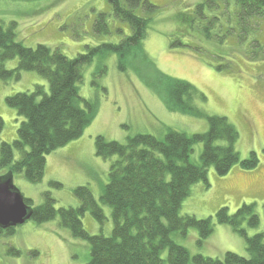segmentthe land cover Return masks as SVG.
<instances>
[{
    "label": "rangeland",
    "instance_id": "rangeland-1",
    "mask_svg": "<svg viewBox=\"0 0 264 264\" xmlns=\"http://www.w3.org/2000/svg\"><path fill=\"white\" fill-rule=\"evenodd\" d=\"M149 1L157 8L142 38V47L154 67L164 75L187 80L203 93L205 100L195 98L193 104L208 115L225 116L238 132L235 150L240 158L254 152L258 159L254 168L244 169L236 163L224 175H218L210 166L209 186L201 180L193 183L180 214L211 216V234L199 246L195 228L188 229L185 236L175 231L171 237L190 255L201 253L222 259L225 253L233 252L247 256L244 237L230 225L218 224L214 213L226 206L231 214L243 203H254L259 223L255 227L245 225L246 233H264V7L246 9L236 0ZM202 2L201 14H197L196 5ZM109 8L106 0H0V25L6 27L14 21L15 38L23 45L45 44L72 58L84 52L85 45L117 43L121 34L114 30L115 24L129 33L128 25L115 21ZM98 12L110 14V34L91 31ZM143 61L135 60L132 67L122 71L117 68L115 53L102 52L82 66L79 94L97 101L94 119L79 138L46 155L40 181L30 182L22 172L13 173V184L33 206L41 204L43 192L49 191L56 208L77 207L79 199L73 189L86 185L106 218L99 223L85 211L81 217L83 227L91 234L109 236L113 228L111 207L100 196L115 156L103 158L95 153L96 135L125 143L128 136L137 133H151L162 139L168 128L186 134L207 130L205 117L166 108L147 85L155 74ZM17 63L18 57L11 58L4 67L11 69ZM35 85L49 90L47 80L35 71H22L18 79L0 78V144L16 139L23 120L5 98L18 92L30 93ZM201 151L202 143H195L190 162L199 164ZM14 157H19L18 151ZM10 246L20 253H10ZM166 255L163 250V258ZM89 257V242L61 226L57 216L47 222L29 218L12 234L0 236V264H83Z\"/></svg>",
    "mask_w": 264,
    "mask_h": 264
},
{
    "label": "trees",
    "instance_id": "trees-1",
    "mask_svg": "<svg viewBox=\"0 0 264 264\" xmlns=\"http://www.w3.org/2000/svg\"><path fill=\"white\" fill-rule=\"evenodd\" d=\"M111 17L126 23L129 33L121 25L114 30L121 34L117 43H102L96 47L85 45V51L68 57L57 48L38 43L35 47L23 45L15 38L14 21L0 25V78L20 77L22 71H35L49 85H35L34 90L7 96L5 101L23 117L17 137L0 144V174L11 170L22 172L27 181L38 182L44 174L46 155L57 147H64L79 138L97 113L96 100L80 96L78 83L82 80V66L90 63L96 53H115L117 68L126 70L141 59L155 74L147 85L156 91L166 108L171 111L205 117L207 130L186 134L168 128L162 139L151 133L128 136L125 143L95 137V153L103 158L115 156L109 167V181L104 185L100 199L111 207L113 228L109 236L91 234L83 227L85 211L99 223L105 220L102 207L94 199L90 188L79 185L73 189L79 199L77 207H55L49 191L43 192V202L33 206L29 198L24 202L32 207L31 219L44 222L58 217L59 224L71 230L75 237L86 239L90 246L89 260L83 264H264V233L247 235L245 225L255 227L259 216L254 203H243L234 213L228 207L217 209L215 221L228 224L245 239L247 256L227 252L221 258L190 255L188 249L177 243L171 234L178 231L187 235L190 228L197 231L196 243L202 245L213 230L212 217L197 218L180 214L183 199L197 181L209 186L207 170L213 166L218 175L226 174L239 163L244 169L254 168L258 159L254 152L240 158L235 150L238 132L225 116L208 115L193 104V99L205 100L189 82L162 74L150 61L142 47L151 16L156 6L149 0H106ZM242 8L262 9L264 0H236ZM203 2L196 5L201 14ZM110 14L98 12L92 30L97 35L112 32ZM121 27V28H120ZM18 57L14 68L4 67L6 60ZM137 70V69H135ZM105 68H102V72ZM2 119L0 117V128ZM202 143L200 163L190 162L195 143ZM15 151L19 157L15 159ZM59 186V182H50ZM14 227L0 228L1 235H10ZM163 250L167 252L163 258ZM8 251L19 254L10 246Z\"/></svg>",
    "mask_w": 264,
    "mask_h": 264
},
{
    "label": "water",
    "instance_id": "water-1",
    "mask_svg": "<svg viewBox=\"0 0 264 264\" xmlns=\"http://www.w3.org/2000/svg\"><path fill=\"white\" fill-rule=\"evenodd\" d=\"M32 207L24 202V196L13 184V172L0 174V228L23 224L31 218Z\"/></svg>",
    "mask_w": 264,
    "mask_h": 264
}]
</instances>
